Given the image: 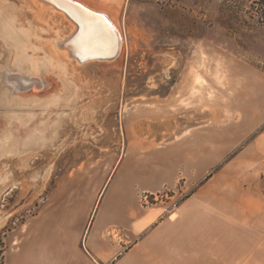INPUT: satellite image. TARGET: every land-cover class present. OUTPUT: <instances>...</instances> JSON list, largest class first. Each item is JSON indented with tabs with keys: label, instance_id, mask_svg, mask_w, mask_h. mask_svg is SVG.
Masks as SVG:
<instances>
[{
	"label": "rangeland",
	"instance_id": "obj_1",
	"mask_svg": "<svg viewBox=\"0 0 264 264\" xmlns=\"http://www.w3.org/2000/svg\"><path fill=\"white\" fill-rule=\"evenodd\" d=\"M80 1L114 20L115 58L69 61L63 43L75 26L62 12L44 0H0V264L53 254V222L68 216L66 206L91 225L127 159L134 181L123 190L137 194L140 208L192 209L181 237L185 226L225 236L211 197L235 213V254L242 239L262 237L264 213L249 234L240 219L264 205V0ZM182 142L215 145L217 165L207 171L203 161L199 181L143 193L137 167L144 175L155 158L167 164L164 151ZM117 189L114 182L100 222L106 206L115 212Z\"/></svg>",
	"mask_w": 264,
	"mask_h": 264
},
{
	"label": "crops",
	"instance_id": "obj_2",
	"mask_svg": "<svg viewBox=\"0 0 264 264\" xmlns=\"http://www.w3.org/2000/svg\"><path fill=\"white\" fill-rule=\"evenodd\" d=\"M244 153L243 150L237 158ZM164 154L168 157L167 164H161L155 158L148 164L147 170H144V175L141 167H137L138 176L144 178L143 182L146 185L143 193L152 195L159 193L163 188H175L180 180L184 181L185 185L194 183L218 163L215 145L203 148L199 143L182 142L170 145ZM203 161L208 164L207 171L197 169ZM157 166L163 169L161 172L164 179L161 181L155 175ZM134 167L135 165L129 163L128 159L121 163L97 206L91 225L90 219L86 224L81 222L77 207L72 205L64 207L63 210L68 216L63 217L61 222L57 219L53 222V254L37 255L33 257L34 259L17 254L14 256L17 258L14 260L15 264H235L237 261L239 264H264V235L259 238L242 239L239 244L241 250L235 254L234 238L228 236L230 229L232 232L235 213L231 207L219 208L214 205L213 197L210 199V207L223 214L222 226L225 236H217L215 232L213 236L199 237L185 226L186 236L181 237L180 227L188 220L187 213L192 210L185 205L172 210L165 209L161 213H154L147 207L140 208L137 194H128L123 190L127 182L134 181L127 180L128 175L133 176ZM226 168L228 165L221 170V174ZM114 182L118 186L117 207L115 212H112L106 206L105 208L110 211L109 217L104 221L102 217L100 222L99 212L106 202L108 203L107 194ZM141 183L142 181H135L134 185L137 187ZM257 210L258 212L250 214V208H245L247 216L240 219L243 224L240 225L248 234L258 230L255 224L251 228V224L255 216L258 218L263 216L264 205ZM58 213L56 208L53 214ZM73 213H76V216H73ZM81 214L85 212L82 211ZM173 214L177 215L175 219H172ZM119 231L124 236H121ZM107 232L108 235L113 233L119 239L106 238ZM72 233L76 238L70 237ZM250 239L256 241L252 249ZM8 264H12L11 261Z\"/></svg>",
	"mask_w": 264,
	"mask_h": 264
},
{
	"label": "bare ground",
	"instance_id": "obj_3",
	"mask_svg": "<svg viewBox=\"0 0 264 264\" xmlns=\"http://www.w3.org/2000/svg\"><path fill=\"white\" fill-rule=\"evenodd\" d=\"M44 1L47 3L46 6L49 5L52 10L55 9L57 11L62 12L63 15L67 17L66 19H69L75 26V30L73 34L69 35V37L63 43L64 48H66V50L65 49L63 50L66 51L64 52L66 53V56L70 57L69 61L71 58H73L78 64L83 65L90 62H101L102 60H110L115 58L120 53L121 39L118 28L114 24L115 23L114 20L106 12L95 9L89 6L88 4L83 3L80 0H44ZM42 9L43 8H41V10ZM83 9H87L88 12L95 13L98 16H103L107 20V24H103V22L101 21H95L94 18L88 17L87 13H85ZM90 21H93L91 25L93 28H95L97 24L103 27V30L108 37L105 43L99 45L89 44L86 41V39H84V37H86L87 35L88 24ZM82 24L84 25L83 28L81 27ZM174 216L175 214L172 215V218L176 217Z\"/></svg>",
	"mask_w": 264,
	"mask_h": 264
},
{
	"label": "snow or ice",
	"instance_id": "obj_4",
	"mask_svg": "<svg viewBox=\"0 0 264 264\" xmlns=\"http://www.w3.org/2000/svg\"><path fill=\"white\" fill-rule=\"evenodd\" d=\"M83 11L85 13H87L88 17L94 18L95 21H101V22H103V24H107V20L103 16H98L95 13L88 12L87 9H83ZM92 23H93V21L89 22L88 32H87L86 37H84V39H86V41L89 44L99 45V44L105 43L107 41L108 37H107L106 33L104 32L103 27L101 25L97 24L96 27L93 28L91 26ZM81 27L83 28L84 25L82 24ZM109 27H110V25H109ZM196 83L199 84V83H201V81L199 79H197Z\"/></svg>",
	"mask_w": 264,
	"mask_h": 264
},
{
	"label": "built area",
	"instance_id": "obj_5",
	"mask_svg": "<svg viewBox=\"0 0 264 264\" xmlns=\"http://www.w3.org/2000/svg\"><path fill=\"white\" fill-rule=\"evenodd\" d=\"M148 196H149V195H146V196H145V201H146V202H148Z\"/></svg>",
	"mask_w": 264,
	"mask_h": 264
},
{
	"label": "trees",
	"instance_id": "obj_6",
	"mask_svg": "<svg viewBox=\"0 0 264 264\" xmlns=\"http://www.w3.org/2000/svg\"><path fill=\"white\" fill-rule=\"evenodd\" d=\"M262 19H264V18L262 17Z\"/></svg>",
	"mask_w": 264,
	"mask_h": 264
}]
</instances>
